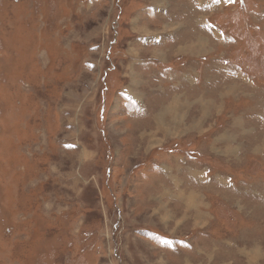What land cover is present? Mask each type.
Instances as JSON below:
<instances>
[{
    "label": "rangeland",
    "instance_id": "1",
    "mask_svg": "<svg viewBox=\"0 0 264 264\" xmlns=\"http://www.w3.org/2000/svg\"><path fill=\"white\" fill-rule=\"evenodd\" d=\"M0 264H264V0H0Z\"/></svg>",
    "mask_w": 264,
    "mask_h": 264
},
{
    "label": "bare ground",
    "instance_id": "2",
    "mask_svg": "<svg viewBox=\"0 0 264 264\" xmlns=\"http://www.w3.org/2000/svg\"><path fill=\"white\" fill-rule=\"evenodd\" d=\"M202 101V100H201ZM213 106V105H212ZM208 107V106H207ZM177 120V119H176ZM174 121V120H173ZM175 122V121H174ZM159 125V124H158ZM162 125V124H161ZM165 126V125H164ZM176 126V125H175ZM160 127V126H159ZM170 128V127H169ZM175 129V128H174ZM174 129H173V131H174ZM187 130V129H186ZM176 133H178V132H176ZM174 134V133H173ZM172 134V135H173Z\"/></svg>",
    "mask_w": 264,
    "mask_h": 264
}]
</instances>
